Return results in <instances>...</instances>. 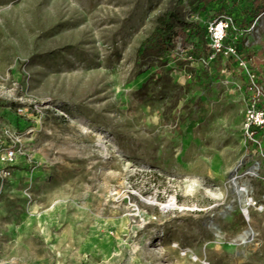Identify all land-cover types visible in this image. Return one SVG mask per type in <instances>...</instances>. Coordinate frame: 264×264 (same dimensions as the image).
<instances>
[{"label":"rangeland","instance_id":"374dc122","mask_svg":"<svg viewBox=\"0 0 264 264\" xmlns=\"http://www.w3.org/2000/svg\"><path fill=\"white\" fill-rule=\"evenodd\" d=\"M254 2L0 0V128L24 137L0 163V264H264V131L247 132L242 65L264 85ZM165 13L167 53L142 51Z\"/></svg>","mask_w":264,"mask_h":264},{"label":"built area","instance_id":"2783aa9c","mask_svg":"<svg viewBox=\"0 0 264 264\" xmlns=\"http://www.w3.org/2000/svg\"><path fill=\"white\" fill-rule=\"evenodd\" d=\"M232 24L233 18L228 16L212 25L211 31L214 44L219 50H221L223 41ZM188 33L191 37V42L199 39L196 28L190 29ZM182 45L183 42L181 41L179 47ZM242 65L244 69L248 71L249 75V83L245 90L246 100L248 101L245 126L248 134H250L253 139V135L259 130L264 131V85L259 76L249 69L246 63L243 62ZM23 138L22 133L16 129L10 127L0 128V163L7 165L13 164L20 155L24 154ZM257 143H259V141H257Z\"/></svg>","mask_w":264,"mask_h":264},{"label":"trees","instance_id":"16d2710c","mask_svg":"<svg viewBox=\"0 0 264 264\" xmlns=\"http://www.w3.org/2000/svg\"><path fill=\"white\" fill-rule=\"evenodd\" d=\"M262 13H264V0H255L252 12V20L249 22V24H252L253 21ZM173 24L174 14L165 13L160 16L155 30L142 42V51L146 53H157L161 57L164 56L168 49L167 37L171 32ZM194 28H196L198 34L201 33L203 36L200 26H192L189 28V30Z\"/></svg>","mask_w":264,"mask_h":264},{"label":"bare ground","instance_id":"6f19581e","mask_svg":"<svg viewBox=\"0 0 264 264\" xmlns=\"http://www.w3.org/2000/svg\"><path fill=\"white\" fill-rule=\"evenodd\" d=\"M258 166H256V167H254V168H252L250 171H249V174L250 175H254L255 173H256V170H258ZM240 188V187H239ZM241 188H243L245 191V193H248V188L247 187H241ZM250 201V199H248V200H246L245 201V203L247 204V205H250L251 203L249 202ZM37 208H38V206L35 204L34 206H32L31 207V209H32V211H35V210H37ZM244 209H245V212H246V214H247V216H248V218H249V220H250V218H251V216H250V214H249V209H248V207L246 206V207H244Z\"/></svg>","mask_w":264,"mask_h":264},{"label":"water","instance_id":"95a60500","mask_svg":"<svg viewBox=\"0 0 264 264\" xmlns=\"http://www.w3.org/2000/svg\"><path fill=\"white\" fill-rule=\"evenodd\" d=\"M232 180H233V184L235 185V187L237 189V193L241 196V202H245L244 199L242 198L243 194L245 193L244 192L245 190L243 188H239L238 183H237V176L233 174ZM242 212L244 213L246 219H248V216H247L244 208H242ZM243 240L245 241L246 238H244Z\"/></svg>","mask_w":264,"mask_h":264}]
</instances>
